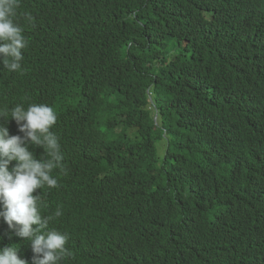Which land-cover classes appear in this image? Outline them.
<instances>
[{"label":"trees","instance_id":"16d2710c","mask_svg":"<svg viewBox=\"0 0 264 264\" xmlns=\"http://www.w3.org/2000/svg\"><path fill=\"white\" fill-rule=\"evenodd\" d=\"M244 2L242 9L233 7ZM124 6L114 0H25L18 13L23 27L39 32L37 20L57 34L45 36L55 44L52 60L30 67L26 78L63 106L58 127L70 130L78 144L82 199L110 219L104 227L126 243L134 231L142 237L152 228L144 192L159 187V179L162 197H178L188 209L181 223L165 224L176 239L173 254H192L201 264H243L245 255L251 264H261L248 208L226 188L229 179L243 174L264 186V117L232 111L245 103L228 94L234 84L250 90L264 83V53L252 49L246 37L256 23L257 0H137ZM90 17L100 26L91 25ZM126 60L142 67L145 78L152 72L168 81L167 156L157 148L162 131L152 124L138 130L131 122L120 130L104 124L103 131L89 132L94 103L117 91ZM103 153L111 162L108 188L88 169ZM187 161L195 167L188 170ZM148 174L155 177L140 193L128 183L135 175L145 183ZM90 229L96 235L103 230L97 224ZM120 254L124 264L134 262L132 247Z\"/></svg>","mask_w":264,"mask_h":264},{"label":"clouds","instance_id":"9594fccd","mask_svg":"<svg viewBox=\"0 0 264 264\" xmlns=\"http://www.w3.org/2000/svg\"><path fill=\"white\" fill-rule=\"evenodd\" d=\"M24 1L0 0V264H124L120 253L129 247L136 252L132 264H201L192 254L172 253L176 239L165 224L172 220H176L173 225L181 223L188 209L178 197H162L159 179V187L144 192L150 216L146 209L144 214L152 228L142 237L134 231L133 239L126 243L120 233L104 227L110 219L84 202L79 192L82 181L75 170L78 144L70 130L58 127L63 106L51 102L42 87L26 78L30 67L52 60L55 44L46 37L57 34L37 20L34 24L39 32L23 27L18 13ZM114 2L125 9V4L136 5L137 0ZM246 5L244 2L233 7L242 9ZM60 21L66 23L63 18ZM89 22L100 26L91 17ZM246 37L252 49L264 53V0H257L256 23ZM130 46L128 43L126 50ZM122 64V83L114 94L94 103L89 132L103 131L104 124L116 126L117 130L127 122L136 124L132 127L135 130L152 124L162 131L164 140L157 143V148L160 155L167 156L171 137L164 122L172 105L168 81L152 72L145 78L142 67L130 60ZM130 67L136 69L129 73ZM253 89L257 95L250 94ZM228 94L245 103L232 111L250 110L264 117V83L250 90L234 84ZM132 153L131 157L136 158V150ZM178 154L179 151L176 157ZM185 165L191 166L188 170L195 167L190 161ZM110 168V157L105 153L91 159L88 165L96 183L105 188L112 184L107 180ZM154 177L148 174L143 183L135 175L128 183L140 193ZM248 177L243 174L229 179L226 188L240 196L248 208L251 228L257 234L254 244L264 264V186L261 182L249 183ZM159 209L160 215L153 214ZM90 224L101 226L102 232L96 235ZM242 257L243 264H251L247 256Z\"/></svg>","mask_w":264,"mask_h":264}]
</instances>
